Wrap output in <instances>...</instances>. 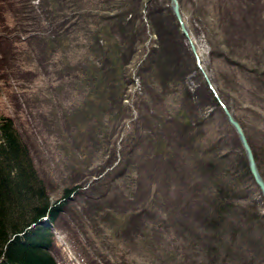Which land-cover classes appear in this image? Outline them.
I'll return each instance as SVG.
<instances>
[{"label":"rangeland","instance_id":"rangeland-1","mask_svg":"<svg viewBox=\"0 0 264 264\" xmlns=\"http://www.w3.org/2000/svg\"><path fill=\"white\" fill-rule=\"evenodd\" d=\"M258 1L264 3V0ZM31 2L38 4L39 0L24 3L23 0H0V115L15 119L52 200L62 204L54 225L53 252L59 263L90 264L98 261L106 264L109 259L128 261L132 257L136 264H158L160 259L154 252L160 248L167 251L166 256L171 260L166 264H178L182 254L176 250L178 247L186 249L191 234L198 240V246L208 243L217 247L220 244L218 237L223 239L224 235L218 227L215 236L209 231L207 237L197 232L202 227L208 229V222L203 224L200 212L211 206V197L217 195L215 201L224 194L220 195V190L213 192L214 185H210L213 194L210 196L207 180L200 177L204 171L198 167L195 169L188 161L173 167L175 158L170 164L178 152L175 148L182 145L183 138L178 137L180 128L177 125L175 136H171V128L167 129L166 123L173 119L167 122V118L183 109L188 111L194 126L196 119H201L200 124L196 122L199 127H194L199 130L194 134L198 141L189 143L188 151L198 158L201 152L217 148L220 156H226L224 163L233 164V169L237 170L234 180L242 187V192L235 193L230 189L234 182L220 184L223 189H230L231 196L235 195L230 198L233 211L228 212L227 208L222 220L223 229H229L232 238L222 244L233 243L231 251L241 252L246 245L245 238L250 241L254 236L258 238L259 247L264 246V196L255 180L244 174L238 159L243 151L246 155L245 149L220 104V101L224 102L237 115L253 149L264 148L263 102L254 99L252 104L244 94L247 85L244 74L251 67L258 68V61L246 60L248 51L242 48L236 50L239 56L234 57V63L224 56H217L206 23L196 16L197 0H179L200 63L196 62L179 25L183 46L173 42L168 45L172 36L167 32L158 35L163 45L157 38L150 40L155 38L150 33L145 44L149 46L155 42L158 46L154 60L162 59L163 70L166 69L170 77L175 66L173 56L183 76L182 82L179 78H172L170 89L159 92L160 86L154 83L159 88L155 89V85L149 83L152 73H141L147 47L135 43L123 59L122 69L126 66L130 71L122 84L127 92L125 101L134 109V101L141 94L148 99L150 110L146 112L153 114L138 119L134 112L126 119L125 112H120L116 117L110 113L104 92L99 91L101 98L96 99L95 86L90 82L94 67H81L85 65L83 60L87 61L84 52L91 50L90 46L94 48L95 41L88 34L81 35L82 28L76 24L77 18L80 20L79 14L69 11L64 14V22H72V25L58 29L56 38L45 14H40L41 22L30 17ZM153 3L159 8L155 16L158 17L163 11L160 6L171 5V0H154ZM67 6L68 3H64L62 8L70 10ZM144 11L140 17L147 21V6ZM164 25L166 29L161 30L169 32L167 20ZM145 27L148 34L151 24L145 23ZM170 45L171 52L168 50ZM249 54L253 55L251 51ZM202 69L207 72L211 84ZM233 76H236L235 80ZM183 82L188 94L182 89ZM257 96L264 100V95L259 94L253 98ZM120 107H123L121 103L117 108ZM125 124H128L126 129ZM167 139L169 147L164 144ZM167 150H171V154L166 153ZM126 157L135 163L130 170L116 165L124 162ZM167 167L174 169L163 172ZM223 173L216 177L221 181L226 177L229 179ZM77 184L80 187L72 196H63L64 188ZM108 209L129 218L125 229L115 227L111 216H103ZM137 209L147 211L142 218L152 225L145 230L152 233L147 239H143L146 236L141 227L132 229L139 216ZM194 215L200 216V223L194 224ZM98 216L101 218L96 220ZM41 223L44 226L46 222ZM175 225L189 234L178 232ZM240 228L249 231L237 236ZM253 253H246L248 263L264 264L258 256L254 258L257 254ZM226 262H230L229 258Z\"/></svg>","mask_w":264,"mask_h":264},{"label":"trees","instance_id":"trees-1","mask_svg":"<svg viewBox=\"0 0 264 264\" xmlns=\"http://www.w3.org/2000/svg\"><path fill=\"white\" fill-rule=\"evenodd\" d=\"M25 1L26 0H23V3ZM91 1L92 0L86 2L82 0H39L38 4L31 2L30 17L41 22L40 14H45L46 22L53 28V36L56 37L55 33L58 29L71 27L72 25V22H64V14L68 11L69 13L73 12L79 14L80 20L77 18L76 24L78 23L80 29H83H81V35L88 34L92 36L95 41L94 48L90 46L91 50L89 49V51L84 52L87 61L85 62L83 60V64L85 65L82 64L83 66L81 67H94L90 82L95 86L94 91L96 99L99 100V98H101V95L99 96V91L104 92L106 100L108 101L107 103L111 108L110 113L116 117L120 112H125L123 114L126 115V119L131 117L134 112L135 114L133 115H136L138 119L148 113V116L152 115L153 112H146L150 110L148 106L149 103L147 102L148 99L141 96V94L138 99L134 101V109H132L128 101H125L127 92H124L122 84L130 75V71H128L126 66L122 69L123 59L127 51H130V47L135 43L140 42L141 47L145 48V41L150 37V33L155 35V38H151L150 40L155 41L157 38L158 42L163 45V41L158 35L167 32L169 36H172V38L169 37L171 42L168 41V45L173 42L183 46V37L171 5L160 6L161 9H163L161 16L155 17L159 8L153 3L154 0ZM64 3H68L67 8L70 10H64L62 8ZM197 4L196 16L206 23L205 25L208 27L210 39L215 42H212V45L217 56H224L227 58V61L229 60V62L234 63V57L237 55L239 56L236 50L242 48L248 51V54L245 56L246 60L258 61V68L251 67V69H247V73L244 74L247 81L244 94L247 95L249 100L251 99L252 104H254V99L256 101L262 100V107L264 109V100L261 99L260 96L253 98L256 94L264 95V3L262 1L257 2V0H197ZM145 6H147V14L149 15L147 21L140 17V13L145 12ZM27 7L28 6L25 5L26 9ZM164 20L169 22V32L161 30L166 29ZM10 22H12V20H10ZM145 23L151 24V27H149L151 31L148 32V34L145 32ZM173 36L175 37L174 39ZM155 44V42H152V44L150 43L149 46H146L147 51L145 54L147 56L141 66V73L142 75L152 73L149 83L151 85L158 83L157 86H160V89L156 85L155 89H159V92H165V90L170 89L172 78H179L182 82L183 76L179 71L180 68L177 67L178 64L175 58L172 56V62L174 60L175 66L172 75L168 77L167 70H163L162 59H160V61L154 60L157 54L156 48L158 47ZM165 45L164 43V46ZM159 47L161 48V45ZM168 47L170 51L171 45ZM250 51L253 55L249 54ZM241 66L245 68L244 65ZM233 79L235 80L236 76H233ZM183 85L184 87L182 89H185V92L188 94L184 82ZM120 103L123 107L117 108ZM187 112V110L183 109L182 112H178L167 118V122L173 119V121L166 123L167 129L171 128V132H169L171 136H175V125H177L180 128L178 137L183 138L182 145L175 148L178 152L171 158L170 164L175 158L176 162L172 163L173 167L177 164H185L184 161H188L195 169L198 167L204 171V173L200 174V177L207 180L206 185L208 186V194H210V196L213 195L210 185H214V187H212L213 192L217 193V191L220 190V195L224 194V196H220L215 201L214 197H217V195L211 197L212 202L209 203L211 206H207L205 212H200L203 216V224L208 222V229L206 230V228L202 227L197 232L203 234L204 237L209 236L210 233L215 236L214 231L218 227V231H222L224 238L218 237L220 244L217 247L208 243H203V245L198 246V240L191 234L192 237L187 243L189 245V250L187 244L186 249L178 247L176 250L182 254L177 263L230 264L231 262H236V264H251L246 260V253H253L254 251L255 254H257L254 258L259 257L258 259L264 262V246L259 247L257 244L258 238L254 236L250 241H247L245 238L246 245L241 252L235 250L231 251L233 243L229 245L226 243L222 244L223 241L226 242L232 238L230 230L223 229L224 224L222 223L225 217L224 211H227V208H229L228 212L231 210L233 211L232 205L234 204L231 202L230 198L235 195L231 196L229 193L230 189L237 193L242 187L234 180L237 170L233 169V164L224 163L225 161L223 160L224 158L226 159V156L224 154L220 156L221 153L217 151V148L213 147L207 153L200 151L201 155L198 158H196L197 155L195 153L188 151V149H190L188 144L193 141H198L196 139L197 135L194 134L196 133L195 131H199L195 128L199 127L196 125V122L198 121L197 124H200L201 119H196L194 126L193 119L190 118ZM233 114L237 118V115L235 113ZM128 124H125V129ZM243 127L245 130V126ZM245 132L247 131L245 130ZM164 144L169 147L168 139L164 141ZM164 149L159 150L162 151ZM253 151L259 169L264 176V148H255ZM166 153L171 154V150H167ZM218 156H220V158L214 162V159ZM124 160V162L117 163L116 165L123 166V169L126 168L130 170L131 166L135 164L133 160L127 157ZM238 160H240L241 167L245 171L244 174H247L253 179L249 169L248 159L244 151L241 158ZM172 169L174 168L167 167L163 172ZM223 172L229 176V179L226 177L221 181L216 177L219 173ZM225 182H229V185L234 182L233 188L229 190H227V188L223 189L221 185ZM129 185L131 186L132 184L130 183ZM46 186L44 178L39 174L33 162L30 148L24 141L15 119L13 117L11 118L9 115H0V264H57L55 257L50 251L51 234L49 229L43 228V223L40 225L39 222H43V220L45 222L48 220L51 222L52 219L57 216V213H60L62 204L52 200ZM78 187L80 186L77 184L64 188L63 196L67 197L75 192ZM240 192H242V190ZM195 212L199 211L196 210ZM206 212L208 213L205 214ZM137 213L139 216L136 218V222L132 226V229H135V226L141 227L144 236H146L143 237V239H147L148 236L152 235L150 231H145L148 229L150 222H146L144 221L145 218H142L147 211L143 212L142 209H137ZM108 215L111 216V221L115 227L119 229L126 228L125 225L126 223L128 224L129 218L126 219L124 215L115 213L114 210L111 209H108L103 216L108 218ZM44 216H47V221L43 219ZM199 217L198 215L192 217L194 224L201 222ZM98 218H101V216H98L96 220ZM36 224H39V227H33V225ZM155 225L158 227L160 226L159 224ZM175 228L177 229L176 225ZM177 230H179L178 232L180 233L189 234V232L183 228ZM208 231L210 233H208ZM248 231L249 229L240 228L237 236H240L242 233L246 234ZM183 235L185 236V234ZM185 238L188 239V237ZM119 254L115 255L118 256ZM240 254L244 255V257H240ZM154 255L160 259L158 264H166L171 261L170 258L166 256V250L157 248ZM120 256H122V254H120ZM226 258H229V263L226 262ZM90 264H101V262L93 261L90 262ZM106 264L136 263L132 257H129L128 261L125 259H109Z\"/></svg>","mask_w":264,"mask_h":264},{"label":"water","instance_id":"water-1","mask_svg":"<svg viewBox=\"0 0 264 264\" xmlns=\"http://www.w3.org/2000/svg\"><path fill=\"white\" fill-rule=\"evenodd\" d=\"M171 5H172L173 12L175 14V17L177 18L178 23L180 25V28L183 32V35L186 38V40L190 46L191 51L196 56L198 63H200V58H199V55L197 52L196 44H195L192 36L190 35L189 29L186 26V23L184 21L183 15H182L181 10H180L178 0H172ZM202 71H203L204 77L207 80V82H209L211 84L207 72L204 69H202ZM217 98L219 99L218 96H217ZM223 107L225 109V112L228 116L229 121L234 125L235 129L238 131V135L240 134L239 138H240V141L243 144L244 149L246 151V155L248 158L249 168H250V172L252 174V177L255 180V182L261 187V189L264 193V177H263V175H262V173L258 167L254 152H253V150H252V148L248 142V138L245 135L244 131L242 130L241 125L239 124V122L237 120L234 119V117L232 116V114L230 113V111L228 110V108L224 102H223Z\"/></svg>","mask_w":264,"mask_h":264},{"label":"bare ground","instance_id":"bare-ground-1","mask_svg":"<svg viewBox=\"0 0 264 264\" xmlns=\"http://www.w3.org/2000/svg\"><path fill=\"white\" fill-rule=\"evenodd\" d=\"M172 1V0H171ZM178 3H179V0H178ZM179 6H180V3H179ZM181 10V9H180ZM182 13V12H181ZM224 108V107H223ZM227 108H228V106H227ZM228 110L230 111V109L228 108ZM224 112H225V109H224ZM230 113L232 114V116L234 117V119L235 120H237L238 121V119L234 116V114L230 111ZM225 114H226V112H225ZM226 116H227V114H226ZM227 118H228V116H227ZM229 120V119H228ZM230 122V121H229ZM239 122V121H238ZM231 123V122H230ZM232 124V123H231ZM239 124L241 125V123L239 122ZM233 125V124H232ZM234 126V125H233ZM241 127H242V125H241ZM235 128V127H234ZM236 130V129H235ZM242 130L244 131V129H243V127H242ZM236 132H237V134H238V131L236 130ZM244 133H245V135H246V132L244 131ZM240 135V134H239ZM238 135V136H239ZM247 136V135H246ZM248 142H249V140H248ZM249 144H250V142H249ZM243 145V144H242ZM250 146H251V144H250ZM244 147V146H243ZM251 148H252V146H251ZM252 150H253V148H252ZM246 152V151H245ZM247 156V155H246ZM248 159V158H247ZM257 184V183H256ZM258 185V184H257ZM258 187H259V189L261 190V193H262V195L264 196V193H263V191H262V189H261V187L258 185ZM47 216H44V218L43 219H45ZM42 219V220H43ZM46 220H47V218H46ZM41 222V221H40Z\"/></svg>","mask_w":264,"mask_h":264}]
</instances>
